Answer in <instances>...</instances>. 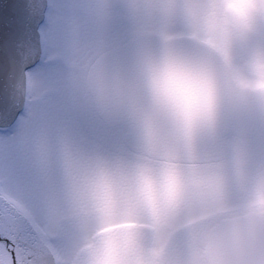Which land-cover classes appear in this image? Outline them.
Returning <instances> with one entry per match:
<instances>
[{
    "label": "rangeland",
    "instance_id": "rangeland-1",
    "mask_svg": "<svg viewBox=\"0 0 264 264\" xmlns=\"http://www.w3.org/2000/svg\"><path fill=\"white\" fill-rule=\"evenodd\" d=\"M115 1L116 8L113 0H50L41 27V63L28 71L25 111L12 130L0 129V187L47 237L59 262L71 260L89 234L112 217H150L146 209L154 196L150 193L147 201L142 200L139 176L159 186L162 197L169 198L168 190L178 189L182 199L189 177L212 180L217 189L230 175H242L246 169L241 162L221 174L212 173L233 161L230 157L225 164L205 165L204 177L186 166L183 169L191 172L187 177L184 171L176 181L159 178L156 172L166 165L127 152L123 131H105L94 112L85 82L90 64L101 53L139 33L166 38L196 35L222 50L243 86L260 90L259 123L264 119V0ZM238 140H228L232 150L240 145ZM255 182L232 178L219 192L192 194L187 214L190 218L206 214L211 222L224 212L237 216L264 210V182ZM157 202L153 209L166 204ZM164 212L169 213V207ZM167 237V232L159 233L158 247ZM187 240L195 245V239Z\"/></svg>",
    "mask_w": 264,
    "mask_h": 264
},
{
    "label": "water",
    "instance_id": "water-1",
    "mask_svg": "<svg viewBox=\"0 0 264 264\" xmlns=\"http://www.w3.org/2000/svg\"><path fill=\"white\" fill-rule=\"evenodd\" d=\"M50 0H0V129L15 124L28 102V71L41 62V27ZM86 88L95 114L121 129L124 146L162 161L219 160L226 139L253 135L256 90L243 86L212 43L194 36L139 33L101 53ZM207 264H261L264 212L211 229ZM0 264H59L30 218L0 187Z\"/></svg>",
    "mask_w": 264,
    "mask_h": 264
},
{
    "label": "flooded vegetation",
    "instance_id": "flooded-vegetation-1",
    "mask_svg": "<svg viewBox=\"0 0 264 264\" xmlns=\"http://www.w3.org/2000/svg\"><path fill=\"white\" fill-rule=\"evenodd\" d=\"M113 1L114 8H116V1ZM121 1L122 0H117V4H120ZM178 1L181 2L183 0ZM184 35L198 37L193 34L185 33ZM56 58L57 60L63 62V59L60 56H56ZM257 93L260 94V90H258ZM263 127L264 119L263 121L260 119V123L255 134L246 138L235 136L228 137V149L224 155L225 157L219 159L218 161H210L208 163L162 161L149 158L145 155L136 154L128 149L127 152L136 156L145 157L153 161H158L163 165H166L162 168L164 171L159 170L158 173L156 172V175H158L159 178H164L165 180L171 179L176 181L181 179L184 175L182 172L184 171L187 172L185 177L191 175L190 171L183 169L186 166H188L189 169L193 168L197 171H200L197 174L200 177H204L207 173L201 174V172L205 165L225 164L224 162L228 158L230 159V157H232L231 159H233V161H229L228 165L225 164L224 166L218 168L216 167L212 173H215V175L219 174L220 172L222 173L223 170L237 167L242 162L246 165L244 173L242 175L238 173V176L236 174H232L233 176L230 175L229 180L226 183L227 185L232 178H237L238 183H243L244 179H251L253 182L256 181L255 183H258V180L264 182V135L261 134L264 132ZM104 128L106 129L105 131H111L105 126ZM119 130H121V132L123 131V129ZM234 138H237V140L239 139L238 141L240 142V145L238 148H236V150H232L228 141ZM245 143L248 145L250 143L251 144L246 146ZM241 170L243 169L238 171ZM139 179L141 181L140 192L142 200L147 201L150 193H152L154 196L153 200L155 201L152 202V206L150 205L151 208L149 207L146 209L150 212V217L147 219H139V217L137 218L128 215H123L122 219H116L115 217H112L109 220L111 221L110 223L96 228L89 234V241L87 243H81L80 246L77 247V250L71 260H68L69 262L63 258L59 264H185L186 259H188L189 264H201V262L207 264L203 257V251L207 244L209 233L212 228L225 220L264 212V210L261 208L259 210L237 216H228L226 214L227 212H224L218 214L217 217L211 222L210 216H207L206 214L203 216L197 215L195 218H190L186 209L190 203L189 197L192 196V194L195 195L199 192H219L226 188L227 185L224 184L226 187L222 186V182L218 185V188L215 189L212 180L206 183L196 179L192 180L191 177H189V186L186 187L184 193H182V199L180 193L181 191L178 189H173L172 192L169 189L168 192H170V197L164 198V196L162 197L161 192L159 191V186L158 188L155 185H150V183L146 180V177L139 176ZM151 184H155V182H152ZM79 185L81 186V184ZM143 191L147 192V194H144ZM157 201H161L162 203L164 202L166 204L165 206L161 207V209H153V207L159 204ZM162 203H160V205ZM178 205L179 207H177ZM166 207H169V213L167 214L164 212ZM161 232H167L168 237L166 239L165 245L162 244L160 247H158V245L161 244V239L159 238V233ZM187 239H195L196 242L200 239L203 240L198 244L195 242V245L192 247V242L190 243ZM194 252L196 254H193ZM192 256L195 263L191 261L190 257ZM261 264H264V260Z\"/></svg>",
    "mask_w": 264,
    "mask_h": 264
},
{
    "label": "bare ground",
    "instance_id": "bare-ground-1",
    "mask_svg": "<svg viewBox=\"0 0 264 264\" xmlns=\"http://www.w3.org/2000/svg\"><path fill=\"white\" fill-rule=\"evenodd\" d=\"M11 128H12V126H9L8 128H1V130H3V131H9V130H11ZM6 197L14 204V205H16L17 207H19L20 209H21V211L22 212H24L26 215L28 214L18 203H16L14 200H12L11 198H9L7 195H6ZM28 216V215H27ZM29 217V216H28ZM30 218V217H29ZM31 220V219H30ZM32 221V220H31ZM37 227V226H36ZM37 229L40 231V229L37 227ZM41 232V231H40ZM42 235H43V237L47 240V242L49 243V241H48V239H47V237L43 234V233H41ZM52 250H53V248H52ZM54 251V250H53Z\"/></svg>",
    "mask_w": 264,
    "mask_h": 264
}]
</instances>
